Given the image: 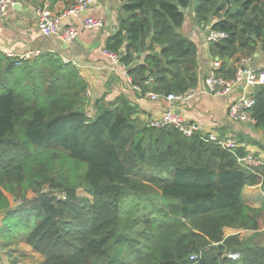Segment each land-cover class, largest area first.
Listing matches in <instances>:
<instances>
[{
	"label": "trees",
	"instance_id": "obj_1",
	"mask_svg": "<svg viewBox=\"0 0 264 264\" xmlns=\"http://www.w3.org/2000/svg\"><path fill=\"white\" fill-rule=\"evenodd\" d=\"M120 1L104 50L142 96L197 86L196 45L179 32L188 15L226 35L210 48L222 72L230 60L227 76L264 52V0ZM257 74L250 116L264 130V69ZM86 94L55 54L19 65L0 57V239L22 240L44 264H264V200L260 209L242 200L245 186L264 192V166L240 163L241 147L142 124L124 99L95 103L88 118ZM225 227L253 233L223 237Z\"/></svg>",
	"mask_w": 264,
	"mask_h": 264
},
{
	"label": "crops",
	"instance_id": "obj_2",
	"mask_svg": "<svg viewBox=\"0 0 264 264\" xmlns=\"http://www.w3.org/2000/svg\"><path fill=\"white\" fill-rule=\"evenodd\" d=\"M75 1L14 0L0 18V57L7 58V52L17 55L31 51H38L39 54H55L65 61L64 63H70L77 70L87 86V104L89 103L94 112L95 103L107 106L124 99L133 107L132 118L148 125L149 121L158 119L164 111L171 110L184 116L186 121L199 124L205 133L215 134L220 138L234 137L237 146L243 148L247 155L264 163V130L257 128L255 123L232 121L227 115L229 103L242 91L237 88L230 94L220 97L201 92L203 80L216 56L211 51L205 30L192 20L193 14L185 17L179 32L196 45L198 82L193 88L195 94L191 98L173 103L164 98L151 100L145 95L142 96L131 86L124 67L118 62L114 63L104 53L107 39L119 27L122 14L120 0H94L79 17L64 18L61 21L62 25L77 32L70 42L40 34L36 27V10L40 6L47 4L52 13L58 14ZM86 17L100 21L101 25L98 28L84 27L83 21ZM250 67L255 71L264 69V52H257L252 56ZM242 200L246 206L260 209L264 200L261 185L245 186ZM259 214L260 219H264V210ZM222 232L223 237L253 233L228 227L223 228Z\"/></svg>",
	"mask_w": 264,
	"mask_h": 264
},
{
	"label": "built area",
	"instance_id": "obj_3",
	"mask_svg": "<svg viewBox=\"0 0 264 264\" xmlns=\"http://www.w3.org/2000/svg\"><path fill=\"white\" fill-rule=\"evenodd\" d=\"M93 2L94 0H76L72 5L58 14L52 13L49 10L48 5L44 4L36 10V27L40 34L44 37H56L63 42H70L75 38L77 32L70 27L63 26L61 21L66 17H79L90 5L93 4ZM13 3L14 0H0V18L5 14L9 5ZM83 25L86 28H98L101 25V22L93 18L86 17L83 21ZM209 25L210 24H208L205 28L206 39L208 42L217 43L226 37L223 32L210 30ZM104 53L108 55L114 63L118 62L117 57L114 55L107 53L106 51H104ZM38 55V51H31L26 54L18 55L11 52H7L6 54L7 58L12 59L15 65H19L20 62L26 61ZM251 59L252 57L238 59L234 63L232 75L227 76L224 72L227 70L228 65H230V60L227 61V65L222 69L224 70L222 72V61L216 58L211 62L209 72L203 80V89L201 92L208 93L214 97H220L228 95L234 89L239 88L242 93L229 103L227 108L228 118L232 121L254 124L255 121L250 116V110L255 103L252 92L259 83V78L257 71L250 67ZM134 88L139 91L137 87ZM194 94L195 89H190L184 94L179 95L169 94L162 97L153 93H145V96L151 100L164 98L167 101L176 103L187 100ZM93 114L94 112H92L91 109L86 108L85 115L88 118H91ZM147 126L154 128L172 126L187 137L193 134H198L204 141L219 145L228 151H232L238 147L234 137L227 136L220 138L215 134L205 133L199 124L188 122L184 116L174 113L171 110L164 111L158 119L149 121ZM239 162L245 166H264L262 161H259L255 157L247 154L240 158ZM195 257V255H191L190 259H195ZM228 257L235 259L236 254H229Z\"/></svg>",
	"mask_w": 264,
	"mask_h": 264
},
{
	"label": "rangeland",
	"instance_id": "obj_4",
	"mask_svg": "<svg viewBox=\"0 0 264 264\" xmlns=\"http://www.w3.org/2000/svg\"><path fill=\"white\" fill-rule=\"evenodd\" d=\"M88 107L92 112H94L89 103L87 104L86 108L88 109ZM77 194L79 196L88 197V194L82 188L77 189ZM6 196L9 200L10 207L14 208L17 202L14 201L10 194L6 193ZM32 196V193H28L27 195L28 198ZM248 236L249 234H244L241 237L245 238ZM257 240L258 243H264V238L259 237ZM44 259V256L33 251L22 240L14 238V241L8 242L6 240L0 239V264H44Z\"/></svg>",
	"mask_w": 264,
	"mask_h": 264
}]
</instances>
